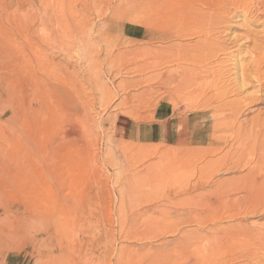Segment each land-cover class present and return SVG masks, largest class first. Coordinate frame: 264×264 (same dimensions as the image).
<instances>
[{
  "label": "rangeland",
  "instance_id": "obj_1",
  "mask_svg": "<svg viewBox=\"0 0 264 264\" xmlns=\"http://www.w3.org/2000/svg\"><path fill=\"white\" fill-rule=\"evenodd\" d=\"M170 1L0 0V264H186L188 236L236 209L238 197H208L190 180L191 157L212 136L208 115L185 100L140 95V48L162 54L200 39L173 38L189 2ZM201 3L194 0L209 12ZM250 18H223L220 37L233 56L221 58L227 78L264 36L263 19ZM162 114L191 119V141L124 137L128 123ZM169 148L179 159L162 165L156 150Z\"/></svg>",
  "mask_w": 264,
  "mask_h": 264
},
{
  "label": "bare ground",
  "instance_id": "obj_2",
  "mask_svg": "<svg viewBox=\"0 0 264 264\" xmlns=\"http://www.w3.org/2000/svg\"><path fill=\"white\" fill-rule=\"evenodd\" d=\"M174 1L178 0L170 1L168 6H176ZM188 2L187 21L172 32L173 38L180 40L198 34L200 39L195 45L180 41L169 44L164 47L166 53L162 54L152 48H140L139 71L143 88L140 95L145 101L157 104L168 100H185L188 107L200 109L208 115L212 136L206 149L197 158L191 157L190 180L194 187H208V197L238 198L234 211L210 218L211 221H203L188 236L186 264H264V201L252 203L264 193V36L253 40L252 51L248 50L249 60L244 65H234L236 69H232L236 72L231 74L232 78L226 77L229 73L226 76L223 73L222 64L233 56H227L229 48L220 37L222 25L228 23L223 20L225 16L237 15L241 11L251 17L253 22L264 21V0H202L201 6L207 7L209 12L197 8L194 0ZM208 13L210 19L207 21ZM222 56L225 62L221 61ZM215 64L223 68L218 70ZM163 66L175 70L159 73ZM170 150H156V155L159 154L162 160L160 164L179 159L175 153L177 150ZM171 168L163 167L158 171L166 174ZM184 177L178 178L184 181ZM193 220L199 223L196 217Z\"/></svg>",
  "mask_w": 264,
  "mask_h": 264
},
{
  "label": "crops",
  "instance_id": "obj_3",
  "mask_svg": "<svg viewBox=\"0 0 264 264\" xmlns=\"http://www.w3.org/2000/svg\"><path fill=\"white\" fill-rule=\"evenodd\" d=\"M137 33L131 31L130 34L131 36H137ZM158 120L161 121L159 122ZM188 120L184 116L173 117L162 114L156 120L128 123L125 126L123 135L131 141L141 143H162L173 146L182 145L190 142L192 138L190 135L191 121Z\"/></svg>",
  "mask_w": 264,
  "mask_h": 264
}]
</instances>
